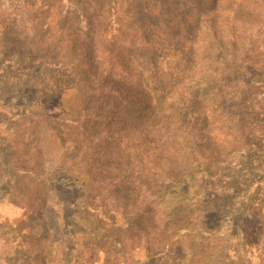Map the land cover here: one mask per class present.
Returning <instances> with one entry per match:
<instances>
[{
	"label": "trees",
	"instance_id": "16d2710c",
	"mask_svg": "<svg viewBox=\"0 0 264 264\" xmlns=\"http://www.w3.org/2000/svg\"><path fill=\"white\" fill-rule=\"evenodd\" d=\"M179 1L33 0L18 6L14 17L0 24L2 52L15 56L23 71L15 79L20 96L32 76L41 75L43 95L59 94L70 82L78 92L68 102L70 119L59 116L51 121L43 115L36 119L22 114L15 128L17 135L30 134L22 138L24 142L17 139L5 151L0 150V162L21 180L18 184L26 182L35 191L29 205L45 200L38 213L25 210L24 217L36 214L44 229L59 227L61 217L47 199L46 185L77 169L70 163L83 155L91 180L89 203L97 200L99 216L111 222L110 213L122 221L132 215L134 222L124 223L120 230L133 232L134 238L129 240L136 243L131 244L150 239L144 244L146 256L152 258L167 250L166 254H175L182 261L184 251L192 252L204 241L184 237L192 231L198 235L209 232L215 217L208 209L184 207L194 190H198L196 198L200 187L207 189L206 182L200 186V172L220 167L234 173L235 162H252L261 156L257 206L248 208L249 204L247 211L236 214L246 227L260 224L264 217V97L253 101L264 86V73L258 68L264 50L248 24L253 16L244 14L247 5L259 0H215L217 8L223 6L229 13L226 24L230 29L222 35L211 13L201 7L182 9ZM174 23L176 33L166 38L159 34L165 24L172 27ZM83 24L86 27L81 29ZM30 33L36 41L30 39ZM129 86L137 90L136 98L126 94ZM141 96L150 103L142 109V117L135 118L138 129L132 125V136H124L116 117L119 114L120 122L132 103L134 112ZM68 140L71 146L66 148ZM123 168L132 197L127 202L132 207L110 209L103 198H113L122 189L121 180L110 173ZM51 189L58 193L56 186ZM58 203L53 205L66 210L70 205L62 195ZM262 224L264 228V221ZM193 225L198 229L193 230ZM146 228L151 229V238H145ZM177 232L185 235L175 238ZM44 239L38 238L39 247ZM184 240H190L189 248ZM59 245L62 250L58 253L67 257L70 246Z\"/></svg>",
	"mask_w": 264,
	"mask_h": 264
},
{
	"label": "rangeland",
	"instance_id": "374dc122",
	"mask_svg": "<svg viewBox=\"0 0 264 264\" xmlns=\"http://www.w3.org/2000/svg\"><path fill=\"white\" fill-rule=\"evenodd\" d=\"M27 1L32 2L33 0H0V24L3 26V23H6L8 19L13 18L18 6L23 7ZM214 2L215 0H180L177 5L182 9L187 7L188 10L201 7L209 12L207 14L211 13V19L215 20L216 29L221 30L219 33L222 35L230 29L226 24L229 13L223 6L217 8ZM226 2H229V0H226ZM254 3L256 4L245 5L244 14L247 13L253 16V20L249 21L248 24L254 30L253 34L255 33L258 36L256 39L259 48L261 47L264 50V0L255 1ZM206 12L204 13L206 14ZM166 20L162 19L163 22H167ZM85 27L86 25L83 24L81 29ZM176 27L175 23L172 27L165 24L163 28L166 29H161L159 34L166 38V36L176 33ZM247 29L249 30V27ZM45 30L46 28H44ZM249 32L251 34V31ZM29 37L36 41L33 33H30ZM1 47L0 150L5 151L17 139L18 143L24 142L22 138H26L30 134L25 132L24 135L20 132L17 135L15 128L22 114L25 118L26 115L28 117H30L29 115L36 116V119L39 115H43L45 119L49 117L51 121L52 117L56 121L59 116L70 119L68 117L70 115L68 102L74 96L76 97L78 92H75L76 85L70 82L66 84V87L60 89L59 94L56 92L54 95H48L47 93L43 95L40 92V84H43L44 80L41 75L40 77L32 76L27 84L25 94L20 96L19 85L15 83V79L19 78L23 71H20L16 57L4 54ZM262 53L264 55V52ZM174 65L171 64V68H174ZM258 68L264 73V56L261 57ZM144 80L145 78L141 80V83ZM262 82L264 83V79ZM129 87L130 92L128 91L126 94H131L132 98H136L137 90L131 86ZM262 89L260 96L256 97L253 102L260 101L264 97V86ZM143 92H146L144 87ZM142 93L140 92V94ZM136 100L138 104L134 112H131L134 105L132 103L129 108L130 112L121 114L120 122L119 114L116 117L117 127L124 128V136L127 134L132 136V125L135 130L138 129V122L135 118L141 116L142 109L150 103L142 96ZM57 124L64 126V122H57ZM69 146L71 145L68 140L66 148H69ZM80 156V159L73 160L70 163L72 167L78 166L77 169H74L72 173H66L67 176L62 175L53 179L49 185H46L49 189L47 199L52 200L50 205L61 217L59 227L56 229L54 227L44 229L38 223L36 214H30L27 216L28 218L24 217L25 210L40 211L45 200L41 198L37 203L35 202V205L34 203L29 205L28 199L32 195H36L35 191L31 192L30 185L26 182L19 185L18 182H21V180L15 177L11 169L4 167L3 162H0V264H44L45 261L50 262V264H263L264 228L262 221H264V217H261L260 224L246 227V224L238 220L236 216L240 211H247L249 204L251 205L248 208H256L260 199L259 181L262 178L260 166L263 163L261 156L253 159L252 162H248V160L235 162L232 167L234 173L220 167H215L208 172H205V170L200 172L199 180L202 181H200V186L206 182L208 183L207 189L204 191L200 187L201 193L196 198L195 195L198 190H194L191 200H185L184 207L188 210H193L196 206L208 209L210 214L215 217H212L209 232H201L198 235L192 231L189 236L184 237L204 238V241L194 247L192 252L184 251L185 259L183 258L182 261L179 260L180 258H176L175 254H166L167 250L165 251L166 255H153L152 258L146 256L145 250L148 247H145L144 244L149 243L150 239H144L138 244H131L136 243L129 240V238H134L133 232L121 233L120 230L121 227L125 226L124 223L134 222L132 215L122 221L121 218H116L110 213L111 222L105 221L99 216L97 200L94 204L89 203L91 200L88 199V196L91 190L88 186L91 185V180L88 177L87 166L83 162V155ZM111 160L113 163L119 162L117 159ZM126 171L123 168L119 172L110 173V177L121 180L122 184V189L118 191L119 193L116 192L113 198L109 195L103 198V202L110 209L113 208L112 206L124 208L125 205H128L130 209L132 207V202L130 204L127 202L128 198L132 199V197L128 185L125 183ZM92 174L95 175L94 172ZM50 186H56L58 193L52 190ZM59 192L63 197H66L67 202L70 204L67 210L64 208L65 212H63V207H59L60 205H53L56 202L59 204L58 202L61 200ZM32 200L34 202L36 199ZM86 206H90V208L94 206L93 209L95 210L88 209ZM245 207L246 209L242 210ZM112 222H119L121 225L112 226ZM191 228L193 230L198 229L195 225ZM175 230H180V228ZM144 232L145 238H151L150 228H146ZM164 233L165 236L170 238L168 231ZM175 235L177 236L175 238H183L185 233L177 232ZM38 238H45L44 240H46L41 247L37 242ZM189 241H183L184 246L186 245L185 248H189ZM61 242H65L66 248L70 246L65 251L68 253L67 257H63L61 253H58L62 250L59 245ZM150 246V248H153L154 244ZM151 250L152 254H156L157 251Z\"/></svg>",
	"mask_w": 264,
	"mask_h": 264
}]
</instances>
